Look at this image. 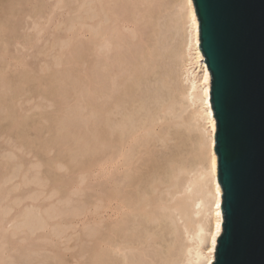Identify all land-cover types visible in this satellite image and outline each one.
<instances>
[{
    "label": "rangeland",
    "instance_id": "rangeland-1",
    "mask_svg": "<svg viewBox=\"0 0 264 264\" xmlns=\"http://www.w3.org/2000/svg\"><path fill=\"white\" fill-rule=\"evenodd\" d=\"M182 11L180 0H0V264L183 258L170 206L197 195L185 185L204 167L206 132L196 97L175 87L188 85Z\"/></svg>",
    "mask_w": 264,
    "mask_h": 264
},
{
    "label": "water",
    "instance_id": "water-1",
    "mask_svg": "<svg viewBox=\"0 0 264 264\" xmlns=\"http://www.w3.org/2000/svg\"><path fill=\"white\" fill-rule=\"evenodd\" d=\"M210 100L223 229L213 264H264V0H193Z\"/></svg>",
    "mask_w": 264,
    "mask_h": 264
},
{
    "label": "bare ground",
    "instance_id": "bare-ground-1",
    "mask_svg": "<svg viewBox=\"0 0 264 264\" xmlns=\"http://www.w3.org/2000/svg\"><path fill=\"white\" fill-rule=\"evenodd\" d=\"M180 3H181L182 10H183L182 11L183 16L185 17V36H184L185 37V47H184L183 53L185 54L186 58L182 59V57L180 56L181 61L179 63L180 64L179 66H181V69L183 71L186 83L188 81V85L181 88V89L180 88L178 89V85H175V87L177 86L176 88H177L178 94H180V95L191 96V98H192V96H195L196 97L195 101H197L200 105V109H201L200 111L201 112H200L199 116H200V119L202 120V122H204V126H205L204 131L206 132L205 136L203 135L205 138H204V142L202 143V144H204V151H205L204 161H205V163L203 165L204 167L202 168V170L199 171L197 177L192 179V180H189L187 182V184L185 185L186 186L185 189L187 191H189V189H191L192 187H193V189L196 188L197 195L190 197L189 204H187V202H184V201H186V196H184L185 197L184 201L183 202L179 201L177 203H174L172 206H170V210L171 211L173 210L172 213H176V215L179 217V220L182 219L181 220L182 224H180V225H182V231L181 232H183L184 236L188 240V243L186 245L182 246V249H183L182 253H184V255H183V258H181L182 256L180 257L181 260L179 259L180 261L178 262V264H213V262L215 260V256H216V248H217L218 238L221 235L222 229H223V212L221 209L222 188H221V185L218 181V158H217V154L215 151L216 119H215V116L213 113L211 100H210L211 64H210V61L203 55V53L200 49L199 20H198L196 11H195L193 0H180ZM35 6H36V4H35ZM36 9H38V8H36ZM107 30H108V28H107ZM109 36L111 37V36H113V34L112 35L110 34ZM110 40H112V39H110ZM143 40H144V53H145L146 49H147V45H146L147 39L144 37ZM174 43H176V42H174ZM101 46H103V45L101 44ZM162 52H163V50H162ZM170 55H172V54H170ZM155 58H157V57H155ZM158 58H159V56H158ZM172 67H174V64ZM167 68H169V67H167ZM175 73L178 74V72H176V71H175ZM167 74L169 75V72ZM167 74H166V77H167ZM170 74H171L170 78L171 79L174 78L172 76L173 75L172 70L170 71ZM179 74H180V72H179ZM182 77H183V75H182ZM155 78H157V77H155ZM182 80H183V78H182ZM184 81H182V82H184ZM174 84H175V82L173 83V86H174ZM167 85H169V84H167ZM144 130H145V128H144ZM119 148H120V146H119ZM112 160H113V158H112ZM110 161H111V159H110ZM203 169H205V170H203ZM163 170H164V168H163ZM192 192H193V190H192ZM194 193L196 194L195 191H194ZM189 196H192V195H189ZM188 200H189V198H188ZM149 204L150 203H149L148 199L146 201H144V214L146 212L145 207H147ZM148 210H149V208H148ZM103 235H104V233H103ZM130 242H132V241H130ZM106 250H108V249H106ZM106 250H104V251H106ZM120 256H119V258H120ZM129 260H132V259L129 258ZM175 264H176V262H175Z\"/></svg>",
    "mask_w": 264,
    "mask_h": 264
}]
</instances>
